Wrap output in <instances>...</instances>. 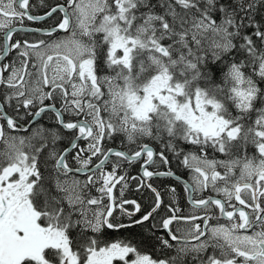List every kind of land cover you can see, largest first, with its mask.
Masks as SVG:
<instances>
[{
    "label": "snow or ice",
    "instance_id": "snow-or-ice-1",
    "mask_svg": "<svg viewBox=\"0 0 264 264\" xmlns=\"http://www.w3.org/2000/svg\"><path fill=\"white\" fill-rule=\"evenodd\" d=\"M0 264H264V0H0Z\"/></svg>",
    "mask_w": 264,
    "mask_h": 264
},
{
    "label": "trees",
    "instance_id": "trees-1",
    "mask_svg": "<svg viewBox=\"0 0 264 264\" xmlns=\"http://www.w3.org/2000/svg\"><path fill=\"white\" fill-rule=\"evenodd\" d=\"M51 2H55V0H51ZM37 11L40 12V13H42V12L44 11V9H43V8H38ZM26 23H27V22H26ZM131 171L134 172L135 170L132 169Z\"/></svg>",
    "mask_w": 264,
    "mask_h": 264
}]
</instances>
